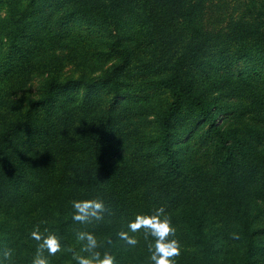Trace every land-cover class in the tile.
<instances>
[{
	"label": "trees",
	"instance_id": "16d2710c",
	"mask_svg": "<svg viewBox=\"0 0 264 264\" xmlns=\"http://www.w3.org/2000/svg\"><path fill=\"white\" fill-rule=\"evenodd\" d=\"M29 1V7L39 1L37 7L48 8L38 19L44 22L63 3ZM70 1L66 0L63 8L67 11L55 24L66 20L69 12L93 29L106 25L118 29L128 20L121 15L130 0ZM209 1L151 0L154 9L143 12L136 7L135 19L147 26L175 19L194 43L191 45L205 52L208 46L198 23ZM9 11L13 9L9 7ZM257 11L251 15L237 12L229 37L210 46L217 52L213 72L227 68L224 74L228 76L234 62L255 54L264 63V56L255 52L257 47L243 42L231 46L229 42V38L252 42L251 23L264 16ZM111 32L103 40L105 44L100 33L98 44L94 50L90 48L94 59L72 62L85 73L74 79L61 72L60 61L51 63L41 52L32 55L37 44L33 39L18 41L9 23H0V39L9 40L6 59L4 54L0 56L1 61L5 59L0 63V212L14 213L18 229L26 233L36 225L41 232L46 228L56 233L65 249L59 256L70 261L66 249L74 245L68 230L71 224L75 226L72 201L99 197L109 211L104 220L90 223V228L114 255L115 264H151V236L146 239L144 230L130 233L138 244L129 246L118 233L128 230L135 214L164 205L181 245L176 264H215L209 228H222V223H232L235 229L234 238L241 245L238 264H255L257 251L264 254L257 244L258 237L264 239V227H254L251 218L260 195L264 202V80L260 73L237 76L239 86L226 83L227 91L233 93L235 88L243 94L241 105L229 112L231 123L220 127L213 100L207 97L212 92L200 88L205 76L200 74L205 70L201 67V72L195 71L198 75L192 74L188 66L192 56L179 54L187 49L185 44L178 52L175 44L168 63L157 68L161 71L142 69L136 77L129 74L132 49ZM107 62H112L110 67L101 68ZM92 67L101 68L96 77H91ZM34 71L43 74L40 90L31 97L26 93ZM145 85L144 92L153 88L149 94L141 93ZM80 88L84 91L79 96L73 93ZM99 89L106 100L99 97ZM155 92L164 95L158 105ZM184 112L206 149V164L197 169L183 168L174 151V122ZM150 114L155 116L153 120L148 119ZM28 241L30 260L38 242L32 237ZM49 261L56 262V256Z\"/></svg>",
	"mask_w": 264,
	"mask_h": 264
},
{
	"label": "rangeland",
	"instance_id": "374dc122",
	"mask_svg": "<svg viewBox=\"0 0 264 264\" xmlns=\"http://www.w3.org/2000/svg\"><path fill=\"white\" fill-rule=\"evenodd\" d=\"M18 1L19 3L15 0H10L7 3V1L0 0V23L7 21L10 27L14 29L18 41L24 42L33 39V42L37 44L34 47L32 55L41 52L42 57H48L51 63L60 61L62 67L61 72L64 74L67 73V75L72 76L74 79L85 73H80L81 71L77 70L72 62H80V60L83 61L84 59L88 61L89 57L94 59L91 56V49L94 50L95 44H98L99 38L101 39L100 33H102L103 44H105L103 40H106L108 31L112 30L111 34L117 36L115 37L116 39L132 49L129 74L136 77L141 76L142 69H145L147 73H158L157 71H161L157 70V68L164 66L165 61L168 63L169 51L174 50L177 45L178 52L182 50L181 46L185 44L187 49L179 54H185L187 52L186 54L190 53L189 55L192 56L188 62L192 74L198 75L195 71H200L201 67L205 70L204 73L200 71V75L205 74L204 81L201 82L203 85L200 88H207V91L212 92V95L207 94V97L213 100L212 104L217 114V124L220 127L226 128L231 123V114L229 112L235 110L237 105H241V94H243L242 91L238 93L235 88L233 93L227 91L226 83L228 85L239 86L240 79L238 77H245L248 72L260 73L261 79L264 80V63L257 61L258 57H256V54L249 59L234 62L231 65L232 69H230L233 75L230 74L227 76L224 74L227 68L213 72V66L216 65L215 55H217V52L210 49V46L215 43L214 41H225L229 37L227 35L230 33V28L233 24L232 18L237 12L251 15L252 12L258 10V13H264V0H210L207 6H205V10L201 13V20L198 23L204 35V40L206 41L205 46H208L205 52L197 51L195 45H191L194 43L190 41L187 32L181 24L176 21L174 22L175 19L155 22L152 25L153 27L147 26L146 24H138V20L135 19L136 7L143 8V12L149 11V8L154 9L155 6L151 4V0L149 4L147 0H130L129 7L121 15L122 19L128 20L118 29H113L108 25L101 29H93L91 26H87L84 21L79 20L80 18L72 16L70 12L66 20L59 25L55 24L59 20V17H62L67 11V9L63 8L67 4L66 0H62L63 3L55 7V12L46 22L38 20L43 15V12L48 10L43 5L37 7L39 1L34 0L33 7L27 6L30 3L29 0ZM69 2L71 1L68 0ZM9 7L13 9L12 12L9 11L10 13L7 12ZM197 10L198 8L194 11ZM251 24V28L253 29V35L251 36L252 42L229 38L230 45L235 46L242 42L252 44L257 47V51L255 52L259 53L260 56H264V16L262 19L254 18ZM21 27H24V29L20 30L17 34L16 32ZM148 33L151 36H148ZM155 35L158 38L154 37ZM8 42L9 40L5 38L0 39V56L3 54L5 56L9 52H7L8 44H6ZM152 55L153 57L148 60ZM3 61L0 60V63ZM93 64L95 63L91 62V65ZM111 64L112 62H107L101 68L107 69ZM100 69L92 67L91 77L99 75ZM41 74H43L42 71L40 73L34 71L31 75L33 78L28 84L26 93L31 97H35L40 90V86L38 85L41 80ZM131 81L134 82L135 77H132ZM128 82H130V76H128ZM146 87L147 85L141 88V93L149 94L153 90L152 88L144 92L143 90ZM75 91L76 95L79 96L81 92L83 93L84 89H73V93ZM98 91L102 94L99 97H102V100H106V94H103L100 89ZM155 93H157L155 104L158 105L162 102L164 95L159 92ZM154 117L153 114H150L148 119L153 120ZM202 123L204 124V120H202ZM193 124L194 122L189 118L187 112L179 114L174 122V151L182 167L187 169L202 167L206 164L205 162L207 160L205 156L206 149L203 147L204 144L198 139L197 132L193 129ZM152 130L155 131V128L153 127ZM261 198L262 196L260 195L257 201H255L257 203L256 209H253L251 212L254 227H264V202L261 201ZM13 217L14 213L8 216L0 212V253L3 256L5 250H12V256L8 260H5L0 255V264H31L33 257L30 260L28 259V251L30 249V243H28L30 241L28 240H31L32 231H27L26 233L24 230H19L17 227L18 222ZM72 223L75 226L71 224L68 230L70 237L74 240L73 249L79 251L81 243L76 239V231L83 230V228L74 220H72ZM84 226L87 227V231L95 234L90 228V223L84 224ZM45 229H42L41 233L47 234ZM234 233L235 229L232 227V223L227 225L222 223V228L215 226L209 228V236L212 238L214 248L216 249L214 257L215 264L239 263L241 245L235 240ZM257 244L261 246V250L264 249L263 238L258 237ZM259 253L260 251H257L255 264H264V254ZM59 255L57 253L55 255L56 262L50 261V264H75L71 253H69L71 255L70 261L69 259L67 260L65 255Z\"/></svg>",
	"mask_w": 264,
	"mask_h": 264
},
{
	"label": "clouds",
	"instance_id": "9594fccd",
	"mask_svg": "<svg viewBox=\"0 0 264 264\" xmlns=\"http://www.w3.org/2000/svg\"><path fill=\"white\" fill-rule=\"evenodd\" d=\"M72 208L74 210L72 219L81 225L102 221L105 213L109 211L104 200L99 197L73 200ZM127 229V231L121 230L118 236L129 246L138 244L136 236L130 233L144 230L146 239L148 236L153 238L154 243L149 244L151 264H176L174 258L180 255L181 245L175 238L176 228L164 205L153 206L148 213L135 214L128 222ZM45 231L47 234L41 233L39 225H36L31 232L32 239L38 242L31 264H50V256L65 250L56 233L47 229ZM76 239L81 243L80 250L76 251L72 247L66 249L71 253L75 264H115L114 255L98 241L93 232L77 230ZM11 256V249L3 252L5 260L10 259Z\"/></svg>",
	"mask_w": 264,
	"mask_h": 264
}]
</instances>
